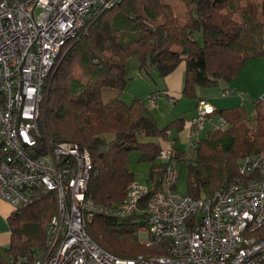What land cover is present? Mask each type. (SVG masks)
<instances>
[{
    "label": "trees",
    "instance_id": "1",
    "mask_svg": "<svg viewBox=\"0 0 264 264\" xmlns=\"http://www.w3.org/2000/svg\"><path fill=\"white\" fill-rule=\"evenodd\" d=\"M177 1L180 12L175 11ZM261 56L264 0H121L97 10L60 49L46 81L41 142L66 141L88 150L92 166L86 195L97 211L85 229L103 250L127 259L166 254L162 242L153 246L137 242L138 230L146 227L148 195L124 218L118 215L115 200L135 182L129 167L131 151H137L138 161L148 163L149 192L162 187L160 142L171 130L183 131L184 118L158 126L141 98L123 99L131 79L127 71L131 57L137 59L139 70L154 69L160 77L182 62L181 94L196 104L204 99L197 86L230 82L245 61ZM157 94L167 96L164 91ZM253 113L251 126L240 109H213L209 118L219 115L225 127L197 138L192 157L172 148L176 162L189 169L187 194L211 195L235 177L242 158L264 155V100L255 99ZM29 198L8 216L10 242L0 248V264L20 256L31 259L45 247V229L57 212L56 193L33 188Z\"/></svg>",
    "mask_w": 264,
    "mask_h": 264
},
{
    "label": "built area",
    "instance_id": "2",
    "mask_svg": "<svg viewBox=\"0 0 264 264\" xmlns=\"http://www.w3.org/2000/svg\"><path fill=\"white\" fill-rule=\"evenodd\" d=\"M120 1L0 0V200L16 208L40 187L54 190L57 197L43 254L20 256L10 264H264L262 154L246 155L235 177L211 195L195 198L174 190L178 170L173 150L160 149L162 187L150 193L148 185L133 182L117 213L127 217L148 195L141 242H162L164 255L116 257L86 232L87 220L97 211L86 195L90 155L76 143L41 142L45 86L60 49L97 10ZM197 104L189 122L194 133L203 129L212 110L203 100ZM225 125L221 120L217 127ZM196 140L190 142L192 149Z\"/></svg>",
    "mask_w": 264,
    "mask_h": 264
},
{
    "label": "rangeland",
    "instance_id": "3",
    "mask_svg": "<svg viewBox=\"0 0 264 264\" xmlns=\"http://www.w3.org/2000/svg\"><path fill=\"white\" fill-rule=\"evenodd\" d=\"M181 4L179 1L175 2L174 7L175 11H179L181 9ZM180 12V11H179ZM137 59L135 57H131V60L128 62L127 71L132 78L130 81L127 82L125 91L122 96L131 97L129 94H133L132 90L137 91L138 94H133L138 97H148L150 92L152 91L154 95L159 93L160 91H163L162 89H156L155 84L153 82L152 76H148L145 72V70H137L136 64ZM182 65V63H181ZM157 72V71H156ZM154 71V73L156 74ZM144 77V78H143ZM157 78V77H156ZM159 78V77H158ZM224 88H231L232 93L229 95H226L224 93ZM151 92V93H152ZM196 92H198L199 96H202L206 100L209 99L210 103H213V98H227L224 102H226L225 106H219L216 107V109H240L244 114H246L248 117L245 119L247 124H250L253 126L254 121V103L255 99H258L264 94V56L256 57L250 60H247L243 63L241 68L238 71V74L230 80V82H225L223 80H220L217 85L206 87V88H199L197 86ZM125 94V95H124ZM181 98V97H180ZM179 98V99H180ZM230 98V100H228ZM175 99V101H172L169 103L167 97L163 98V96H158L157 101H164L165 106H161L160 103H158V106H154L151 104H148L149 109L153 113V117L156 118L158 126L166 125L169 122H171L172 119L175 118V116H181L183 118V113L185 115L189 114L190 112H194L193 107L188 109V106L186 102H191L192 99H189L187 96H183L180 100ZM179 100V101H178ZM156 101V102H157ZM174 102V103H173ZM148 103V102H147ZM214 104V103H213ZM159 111H163L161 114ZM166 112V116H165ZM185 117V116H184ZM196 117V115H195ZM187 118V117H186ZM195 119V118H194ZM210 123V120L208 121V118L203 122V129L199 133L196 132L192 134V139L196 138H203L207 135L209 130H213L214 126H216V123L221 122V120L218 118V116H213ZM208 121V122H207ZM142 140L152 139V138H144L140 137ZM190 137L185 134V130L182 133H176L175 131L171 130L169 133L167 140H164L166 142L164 146L166 148H179L183 150L187 157H192L195 154V150L190 147L189 140ZM137 151H131L128 156L130 159V169L134 172V181L136 183H141L144 185H147V171L148 163L146 162H140L138 161ZM175 166L178 170L177 175V181L174 186V190L177 191L180 194H187V183H188V174L189 169L184 164V162L177 161L175 163ZM203 194V192L201 193ZM124 195L120 196L115 200L116 202L120 201L123 198ZM138 213V212H137ZM145 238L144 230L143 228H140L137 232V242H139L140 245L146 246L141 241ZM5 245L4 247H6ZM45 247L43 248V250ZM40 250L35 256H40L43 254V251Z\"/></svg>",
    "mask_w": 264,
    "mask_h": 264
},
{
    "label": "crops",
    "instance_id": "4",
    "mask_svg": "<svg viewBox=\"0 0 264 264\" xmlns=\"http://www.w3.org/2000/svg\"><path fill=\"white\" fill-rule=\"evenodd\" d=\"M181 63L176 67V69L174 71H172L171 73H169L168 76H166V77H160L158 75V73L156 72V70H154V69L145 70V72H146V74L148 76L149 75L152 76V78H153L152 80H153V82L155 84L156 89H162L166 93V95H167L166 97H167L169 103L172 102V101H175L176 98L179 99L180 97L182 98L183 96H185V95L181 94V88H182L183 81H184V80H182L183 79V71H184V68H183V63H182V65H181ZM136 67H137V64H136ZM137 70H139V69L137 68ZM154 71L156 72V74L154 73ZM225 89H227V88H224V91H225ZM227 90H231V93H232V89L231 88L230 89L228 88ZM124 92H126V91H124ZM151 92H150V94H151ZM132 93L133 94H138L137 91H135V90H132ZM133 94H129V95H131V97H126V95L124 94L125 95V98L123 97V99L126 102H130L133 99V97H138L136 95L133 96ZM226 95H229V94H226ZM158 96H163V95H158L157 94V95H154L153 97H151L149 95L148 97H141V99L144 101V104H146V106H148V104L153 103L151 105H154L156 107V106H158V103H160V105L164 107L165 106V102L163 100L162 101H157ZM164 97L165 96H163V98ZM138 98H140V97H138ZM203 100H205L206 103H209V105L212 106L213 109H216V107L225 106L226 105V102H224V101L227 100V98H223V97L222 98H215L214 97L213 98V101H214L213 103L214 104L213 103H210L209 102V99L206 100L204 98ZM228 100H230V98H228ZM150 101H151V103H150ZM186 104L188 106V109H186V110H189V108H192L193 107L194 112H190L187 115L184 114L185 112L183 113V115L185 116V117L183 116V118H184V127H183V131H181L180 133L184 132V130H185V134L188 135V137H190L189 140H192V134H194V132L190 129L189 122L195 118V115L197 114V107H196V104L194 103L193 100L191 102L190 101L189 102H186ZM159 109H160V107H159ZM220 109H222V108H220ZM159 112L161 114L163 111H159ZM165 116H166V112H165ZM217 116H218V118L220 120H222V118L219 117V115H217ZM178 117H181V116H178ZM175 118H177V116H175ZM209 120H210V123H211V120H214V119L209 118V116H208V121ZM216 124L219 125V123H216ZM161 126H164V125H161ZM160 143L162 144V148H165L164 144L166 142L161 141ZM11 211H12V207L6 201L0 200V248H6L4 246L5 245L8 246V244L10 242V236H9L10 235V233H9L10 232V225L8 224L7 219H8V216L11 214ZM7 261H8V264H10V259H7Z\"/></svg>",
    "mask_w": 264,
    "mask_h": 264
},
{
    "label": "clouds",
    "instance_id": "5",
    "mask_svg": "<svg viewBox=\"0 0 264 264\" xmlns=\"http://www.w3.org/2000/svg\"><path fill=\"white\" fill-rule=\"evenodd\" d=\"M202 100H203V99H202ZM199 101H200V100H199ZM203 101H205V100H203ZM196 104H197V103H196ZM197 105H198V104H197ZM197 105H196V107H197ZM211 107H212V106H211ZM212 111H213V108H212L211 112H212ZM211 112H210V113H211ZM210 113L207 114V118H208V115H209ZM207 118H206V119H207ZM222 120H223V119H222ZM217 126H218V125H217ZM217 126H215V127H217ZM225 126H226V125H225ZM215 127H213V128H215ZM202 128H203V127H202ZM160 161H161V160H160Z\"/></svg>",
    "mask_w": 264,
    "mask_h": 264
},
{
    "label": "bare ground",
    "instance_id": "6",
    "mask_svg": "<svg viewBox=\"0 0 264 264\" xmlns=\"http://www.w3.org/2000/svg\"><path fill=\"white\" fill-rule=\"evenodd\" d=\"M89 177V176H88ZM143 230L145 231V230H147V223H146V227L145 228H143Z\"/></svg>",
    "mask_w": 264,
    "mask_h": 264
}]
</instances>
